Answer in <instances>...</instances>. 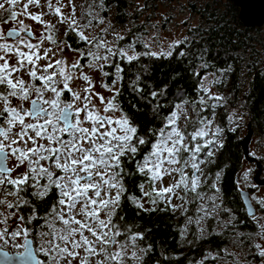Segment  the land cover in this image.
<instances>
[{
  "label": "snow or ice",
  "instance_id": "6c2138e0",
  "mask_svg": "<svg viewBox=\"0 0 264 264\" xmlns=\"http://www.w3.org/2000/svg\"><path fill=\"white\" fill-rule=\"evenodd\" d=\"M16 3L17 0L0 2V10L8 14L0 16V23L18 25L6 32L0 29V196L4 197L0 199V264H124L128 244L118 239L125 235L118 223L124 217L118 215V210L126 192L128 163H133L135 171L149 185L148 191H144V183L139 185L141 198L128 197L143 211H155L160 205L164 206L161 211L167 207L175 210L177 206L171 203L173 197L184 199L177 195V190L203 198L197 191L207 179H201L204 177L201 165L214 162L205 158L215 157L224 142L223 129L217 126L212 130V120L201 113L211 108L214 115L217 105L209 101L218 102L223 98L210 95L209 89L201 84L204 95L199 101L185 99L177 103L175 110L163 116L162 126L143 132L120 99L126 69L117 61L131 65L142 55L169 58L180 42H173L167 51L158 53H139L132 43L127 47H113L103 34L91 38L85 34V29L104 23L103 18H98L91 10L78 19L74 5L67 14L62 10L68 7L62 5V0H56V5L48 0V11L37 14H32L29 6L40 7L39 0H27L20 12L14 10ZM45 15H55L58 23L67 24L65 37L74 34L84 47L72 48L66 39L58 41L55 38L58 29L43 19ZM20 16L43 26L44 31L38 38ZM101 33H107V28L101 29ZM116 39L125 38L117 34ZM45 41L57 51L44 47ZM64 46L79 54L75 63L67 64L62 56L56 58L58 52H64ZM178 55L184 57L186 53L180 51ZM12 56L16 57L15 64L9 62ZM41 60L46 63L41 65ZM85 68L102 73L101 87L111 93L109 97L95 90L96 84ZM25 73L29 77L27 81L22 78ZM74 80L83 81L85 87L74 90L71 86ZM140 80L141 76L136 75L129 84L133 94L139 93L140 100L151 103L165 95L163 91L153 90L145 96L138 84ZM65 93L70 94V98ZM25 103L29 107H25ZM190 103L197 119L181 128L178 121ZM131 107L141 110L136 103H131ZM162 107L157 100L156 117L161 116ZM9 159L15 161L12 167L7 166ZM21 167L24 171L13 176ZM173 173L178 177L176 182L162 186L164 177ZM244 177L247 179V172ZM157 183H161L159 188ZM211 187L217 193L221 191L216 183ZM53 193L54 202L40 216L35 201L47 204ZM143 197L153 207L145 208L141 202ZM211 199L213 209L218 208L217 197ZM255 199L264 210V198ZM25 209H28L27 214ZM201 210L209 214L207 209ZM202 219L204 217L197 223ZM40 220L43 224L39 226L47 229L40 232L47 246L42 244L34 249L29 237L38 226L35 222ZM261 235H264V224ZM129 239L135 248V241L144 237L137 233ZM12 249L22 250L13 253ZM149 249L150 246L141 251ZM255 249V257L261 258L260 264H264V246L257 243ZM38 252L47 259H39ZM131 258L139 259L138 252L133 250Z\"/></svg>",
  "mask_w": 264,
  "mask_h": 264
},
{
  "label": "trees",
  "instance_id": "16d2710c",
  "mask_svg": "<svg viewBox=\"0 0 264 264\" xmlns=\"http://www.w3.org/2000/svg\"><path fill=\"white\" fill-rule=\"evenodd\" d=\"M155 1L166 5L176 0H147L146 3L156 4ZM91 9L101 14V18L105 20L109 12H113V24H123L128 20L137 22L139 17V11L136 9L133 14L129 13L131 6L128 0H82L79 12L86 15ZM187 9L198 18V21L196 25L189 26L185 37L174 49L172 57L156 58L142 55L131 65L126 61H117L126 69L123 73L125 79L123 95L120 99L128 112L133 113L141 131L146 132L149 128L162 126L163 116L175 110L177 103L185 99L199 101L204 95L200 90L203 79L209 76L214 77L213 86L217 88L218 96L223 99L218 102L209 101L210 104L217 105L214 115L211 108L201 115L214 120V129L217 126L223 129L221 138L224 147L216 150L215 157L206 158V161L214 162H206L203 165L204 177L201 179L204 180L205 177L207 179L202 183L200 190L207 199L216 197L218 193L211 185L212 183L218 185L221 189L219 215L205 217L206 233L198 238L195 223L197 209L194 197L196 194L187 193L191 198L186 206L185 217L174 214L171 207L161 211L160 208L164 207L163 205L158 206L155 211L139 209L128 197L141 198L139 185L145 184L144 191L149 190V185L145 182V178L135 171L133 163H128L129 175L124 181L126 192L118 210V215L124 217L118 223L125 235L118 239L128 243L131 250L138 252L140 258L137 264H198L207 252H212L214 256L202 264H214L215 261L224 258L223 249L230 243L242 242L249 247V235L253 230L250 218L245 214L239 196L240 190H237L236 184V175L244 159L240 147V132L243 125L230 128L228 114L230 109L241 107L242 111L247 113L248 124L253 134L264 138V25L262 27L243 26L238 19V9L231 0H188ZM140 30L141 26L136 25L124 40L117 42L116 46L127 47L128 43H132L137 52H148L143 43L137 41L138 39L131 40L133 34L139 35ZM65 39L72 48L84 47L82 43L77 42L74 34H69ZM180 51H184L186 55L180 57L178 55ZM80 62L84 63V61ZM205 64L207 67H204ZM100 74L99 82L103 79L102 73ZM136 75L141 76L138 84L144 89L145 96L153 90L165 93L157 98L163 105L159 109L160 117H156L154 113L157 100H151L149 97L151 103H148L138 98L139 93L131 92L129 84ZM36 83L39 84L38 81ZM246 84L247 89L244 92ZM117 87L120 85L118 84ZM65 95L69 96L68 93ZM205 99H207L206 96ZM131 103H136L141 110L132 109ZM187 106L191 110L192 117L186 120L183 128L188 121L197 119L191 103ZM197 107H199L198 104ZM217 173H219V180L214 182ZM54 200L55 193L49 198L47 204L36 200L38 214L43 216ZM210 201L212 199L208 200ZM151 207L153 206L148 204L145 208ZM24 211L27 214L28 209ZM189 216L193 221L184 230L185 220ZM35 223L38 225L35 231L37 229V232L45 231L46 228L39 226L43 224L42 220ZM137 233L142 234L144 239H137L136 246L133 248V242L129 237ZM149 246V251H141L142 248L148 249Z\"/></svg>",
  "mask_w": 264,
  "mask_h": 264
},
{
  "label": "rangeland",
  "instance_id": "374dc122",
  "mask_svg": "<svg viewBox=\"0 0 264 264\" xmlns=\"http://www.w3.org/2000/svg\"><path fill=\"white\" fill-rule=\"evenodd\" d=\"M147 0H128L130 3L131 9H129V13L133 14L134 9L139 11V17L137 22L133 20H128L127 22L123 24H113L112 18H113V12H109L108 18L104 20L103 24L97 23L94 27H89L88 29H85V34L88 35L90 38L93 36H96L98 34H103L106 36L107 41L109 42L110 46L115 47L117 45V39L116 35L123 36L124 38L127 37L130 34V31L136 26L140 25L141 30L139 35L133 34V37H131V40L138 39L137 41H140L143 43V45L148 44L149 47H147L148 52H161V51H167L169 49L170 44L173 42H180L186 35L187 30L189 29V26L192 27L197 24L198 18L196 16H193L190 11L187 9L188 0H176L169 4H161L158 1H155L156 4L153 3H146ZM2 2V0H0ZM27 3V0H17V3L15 5L14 10L17 12H20L22 10L23 4ZM47 3L48 0H39L40 7H36L35 5L29 6V11L32 14H37L41 11L47 12ZM90 3V2H87ZM52 4L56 5V0H52ZM82 4V0H71V5H69V0H62V5H68V7H64L62 10L67 14L70 12L71 6H75V15L78 19L82 17V14L80 11ZM8 5H6L7 7ZM88 6V5H87ZM86 6V7H87ZM91 11L94 14L98 15V18H101V14H99L97 11L91 9ZM140 12L142 14H140ZM8 14L5 13L3 10H0V16H7ZM91 18V17H90ZM20 19H23L27 25H29L34 32L35 36L38 38L41 35V32L44 31L43 26L41 24H38L31 19L26 18L25 16H20ZM43 19L45 21H50L52 24H55L58 31L55 32V38L58 41H63L65 38V30L67 29V24H60L58 23V18L55 15H45L43 16ZM82 22V21H81ZM84 22V21H83ZM82 22V23H83ZM13 27H18V25L14 22L9 24H3L0 23V29H3L5 32L10 30ZM107 28V33H101V29ZM11 42V40L9 39ZM33 43L36 42V40L32 41ZM44 47H52L54 51H57L56 47L54 45L49 44L47 41H45ZM65 50L64 52L57 53L56 58H60L61 56L64 58L67 64L75 63L78 59L79 54L73 51H70L67 46H64ZM51 55V54H50ZM10 64L16 63V57L12 56L9 60ZM41 65H44L46 61L41 60L39 62ZM85 72H87L90 76H92L95 84H96V91L103 94L106 98L111 95V93L107 92L101 87V81L99 82V76H101L98 72H92L88 68L84 69ZM19 75V74H18ZM22 78L26 81L29 79V77L25 74L22 75ZM215 79L213 76H209L206 79H203V85L209 89L210 95H218V90L215 86H213ZM39 82V81H38ZM73 89H80L82 90L83 87H85V84L81 80H74L72 82ZM247 89V84L244 86V92ZM50 95V94H48ZM70 98V94H69ZM99 106V101H95ZM241 104L243 105V101L240 99ZM25 107H29L28 103H25ZM102 107V106H100ZM184 113L187 116V119L192 117V113L190 108L186 105L184 108ZM111 115V113H110ZM118 115V114H117ZM185 115H181L180 120L178 121L179 126L183 128L184 123L186 122ZM232 117L230 120L229 117ZM212 120V130H214V120ZM228 122L230 125V128H235L237 126H240L242 124V130L240 132V140L246 135L247 132V124H248V118L247 113L245 111H242L241 107L232 108L229 110L228 114ZM249 152L250 155L258 159V161L262 165V172L258 174L256 172V168L254 165L248 164L246 161H242V167L240 171H238L236 177V184H237V190H245L250 191L252 194V197L255 198H264V186H258L254 184L253 177L256 174L257 181L264 180V138L259 137L255 134H253L252 141L249 146ZM206 159V158H205ZM15 163L14 160L9 159L7 162L8 167H12V165ZM201 168L203 170V165H201ZM24 171V168L21 167L17 169L15 172L12 173L13 176H16L18 173H22ZM188 173H191V169H187ZM248 173L247 179H245L244 174ZM256 172V173H255ZM261 178L259 179V177ZM202 178V177H201ZM178 177L175 173L171 176H165L162 181V186L167 187L170 184H174ZM217 180L215 179L214 182ZM158 188L161 186V183H157L156 185ZM218 186V185H217ZM201 187L198 188V193L202 195L203 198H200V196H195V207H196V229H197V235L198 238L203 236L206 233L205 226H204V219L207 216L212 215H219L218 208L213 209V202H208L209 199L212 197H207L204 195V193L201 192ZM263 187V188H261ZM178 196H183L184 199L181 200L177 198L176 196L172 199V205H176L177 207L175 210L172 209V212L178 216H186L185 209L186 206L190 203L189 199L191 198L188 194L185 195V193L181 190H177ZM217 202H215L217 205L220 204L221 198L219 196V193L217 194ZM251 198L252 204L254 205L256 209L255 217L256 219H253L250 217V222L253 225V230L251 231V234L249 235L248 243L249 247H246L242 242L240 243H233L227 245L223 249L224 258L222 260L215 261L214 264H247L248 261H251V264H260V259L258 257H255V245L257 243L264 246V235H261V225L264 224V210H262L258 204L257 199ZM3 196H0V199H3ZM7 199L12 200L13 197H7ZM193 199V197H192ZM207 200V201H206ZM142 203H144V207L148 206V203L146 201V197L142 198ZM207 209L208 215H205V212L201 209ZM200 217H204V219L200 220L199 223H197L198 219ZM192 218L189 216V218H186L183 229L186 230L187 226H189L192 223ZM42 228V227H41ZM203 229V231H201ZM38 230V229H37ZM37 230L34 232L32 236L29 238L33 240V247L34 249H38L43 244L45 247L47 246L45 240L41 237L40 232H37ZM47 230V229H45ZM244 242V241H243ZM128 244V243H127ZM130 245V244H129ZM131 246V245H130ZM22 249H12V252L21 251ZM131 250L128 246V255L127 258L124 261V264H137V261L139 259H133L131 258ZM136 251V250H135ZM37 257L39 259H47L43 257L42 253H36ZM214 254L206 253L203 255L202 259L198 264L203 263L204 261H207L209 259H212ZM102 257H96V259H101Z\"/></svg>",
  "mask_w": 264,
  "mask_h": 264
},
{
  "label": "water",
  "instance_id": "95a60500",
  "mask_svg": "<svg viewBox=\"0 0 264 264\" xmlns=\"http://www.w3.org/2000/svg\"><path fill=\"white\" fill-rule=\"evenodd\" d=\"M233 5L238 9V19L245 27H262L264 25V0H231ZM11 40V38H9ZM253 131L250 124H247L246 135L242 138L240 147L244 161L247 163H255V167L260 174L262 170L261 163L250 155L249 146L252 141ZM256 173V174H257ZM255 185L264 186V180L257 181L256 175L253 177ZM249 192L245 190L239 191V196L248 217L255 215L256 210L248 196ZM249 209L251 211L249 212ZM33 246V245H32ZM34 248V247H33ZM15 253V252H13Z\"/></svg>",
  "mask_w": 264,
  "mask_h": 264
},
{
  "label": "flooded vegetation",
  "instance_id": "af4514ba",
  "mask_svg": "<svg viewBox=\"0 0 264 264\" xmlns=\"http://www.w3.org/2000/svg\"><path fill=\"white\" fill-rule=\"evenodd\" d=\"M258 160V159H257ZM248 164H250V165H254V167H255V163H248ZM262 166V165H261ZM256 168V167H255ZM258 170L256 169V172H257ZM255 172V173H256ZM261 172H262V170H261ZM256 175V174H255ZM261 178V176L259 177V179ZM264 179V178H263ZM261 188H263V187H261ZM248 192L250 193V191L248 190ZM252 202V201H251ZM254 206V205H253ZM255 208V207H254ZM256 210V209H255ZM250 218V217H249Z\"/></svg>",
  "mask_w": 264,
  "mask_h": 264
},
{
  "label": "clouds",
  "instance_id": "9594fccd",
  "mask_svg": "<svg viewBox=\"0 0 264 264\" xmlns=\"http://www.w3.org/2000/svg\"><path fill=\"white\" fill-rule=\"evenodd\" d=\"M250 200H251V198H250Z\"/></svg>",
  "mask_w": 264,
  "mask_h": 264
}]
</instances>
